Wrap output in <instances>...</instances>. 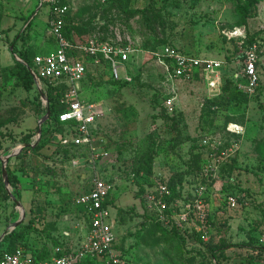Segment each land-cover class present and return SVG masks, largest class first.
Masks as SVG:
<instances>
[{
  "label": "rangeland",
  "instance_id": "rangeland-1",
  "mask_svg": "<svg viewBox=\"0 0 264 264\" xmlns=\"http://www.w3.org/2000/svg\"><path fill=\"white\" fill-rule=\"evenodd\" d=\"M67 2L76 40L133 46L127 73L119 68L129 79L97 69L80 83L81 100L97 104L93 150L54 136L35 153L43 115L21 85L14 46L34 11L26 49L37 53L38 41L53 38L50 7L0 0V256L17 244L49 257L78 249L84 220L74 198L104 177L114 185V231L129 264H264V0ZM248 36L259 52L252 96L239 87L209 96L200 74L177 77L156 54L171 41L221 61L223 76L242 75ZM20 228L25 235L12 241Z\"/></svg>",
  "mask_w": 264,
  "mask_h": 264
},
{
  "label": "built area",
  "instance_id": "built-area-1",
  "mask_svg": "<svg viewBox=\"0 0 264 264\" xmlns=\"http://www.w3.org/2000/svg\"><path fill=\"white\" fill-rule=\"evenodd\" d=\"M41 3H47L50 7L52 16L49 19V31L55 37L57 47L46 54H36L34 66L31 68L40 78L41 89L43 79L67 87L62 99L67 108L59 113V120L65 123L61 132L62 142L93 150L97 138L95 134H98L93 131V128L98 127L97 104L85 103L81 100L80 83L89 73V63L106 64L115 80L129 79L121 75L119 68H123L130 61L135 49L130 44L97 39L74 44L63 34L65 16L70 11L69 3L62 0H41ZM156 54L166 62L167 68L175 76L189 80L200 74L207 80L210 91L213 90L212 93H215L212 96L221 93L223 85L221 61L199 57L194 52L171 44L165 45ZM243 57L242 75L246 77V81H240L238 87L247 94H253L260 85L258 44L253 43L246 47ZM165 58L170 61L167 62ZM235 76L239 77V74ZM36 87L39 91L37 84ZM41 101L43 107L48 108L49 101L43 98ZM71 122L74 123L70 125ZM160 188L161 192L167 190V187L163 185ZM113 190V183L106 178L93 177L88 189L74 198L73 203L80 207L89 229L86 239L78 249L68 254L54 256L49 260L36 261L29 250L18 247L14 251L5 253L0 264H80L81 261L88 259L98 260L100 264H129L128 255L114 247L117 214H113L112 209L115 205L109 200ZM231 200L235 203V197H231Z\"/></svg>",
  "mask_w": 264,
  "mask_h": 264
},
{
  "label": "trees",
  "instance_id": "trees-1",
  "mask_svg": "<svg viewBox=\"0 0 264 264\" xmlns=\"http://www.w3.org/2000/svg\"><path fill=\"white\" fill-rule=\"evenodd\" d=\"M62 1L65 3L67 2V0H62ZM51 16H52V14L50 13V17ZM70 23H71L70 17H68V15L65 16V23L63 26V34L74 44L81 42V41L76 40L73 37V35L71 33L72 29H71ZM32 24H33L32 20H30L28 22L26 28L20 33L21 34L20 40L22 41V45L20 47H17L15 45L14 46V52H17V54L20 56V59H21V60H16V66H17L19 73H20L21 85H23L24 88L27 89L28 91H31L34 93L33 101H35L37 104L36 110L38 112H40V114L44 115L47 111V107H43V105H42L41 96H40L38 89L36 88L35 79L31 73L30 69L27 66V64L31 67L34 66V57L37 53H31V51L26 49V47L24 46L25 45L24 41H26V37H27V35H29V30L32 27ZM246 36H247V34L244 35L243 37H246ZM246 41L250 42L249 45H251L253 43H257L255 40V37H253V36H248ZM12 44H14L13 41H12ZM167 44L176 45L175 43H173L171 41H164L156 49L157 52L161 51L164 48V46ZM17 49H18V51H17ZM186 51H189V50H186ZM189 52H192V51H189ZM243 59H244V57H243ZM165 60L167 62L170 61L168 58H165ZM87 77H90V74H88ZM112 80L119 82L121 80L123 81L124 79L115 80L112 78ZM239 81L245 82L246 77H244L241 74H239L238 78L234 74L224 75L223 76V85H222L221 91L228 90L229 88H232V89L238 88ZM42 84H43V88H42L43 92L45 93V95L47 96L48 101H49L48 108L50 110V117L42 125L41 138L38 141L37 145L33 148V151L37 154H39L40 151L45 146H47L49 144V142L52 141L54 136H59L58 137V143H60L61 146L66 147V145L62 142L63 136L61 134L62 130L64 129L65 123H63L59 120V113L67 108V105L62 102L64 94L67 90V87L63 84H55L53 81H49L46 79L42 80ZM247 95L252 96L254 94H247ZM207 100L210 103L214 102L212 97H208ZM73 123L71 122L70 125H72ZM37 128H38V126L36 127L35 131H37ZM98 130H99V126L97 128H93L94 132H98ZM35 131H33V132L31 131V132L26 133L24 136L25 140H30L34 136ZM197 156L199 157V155H197ZM197 162L198 161L196 160V163ZM7 170H8L9 182H10L11 186L14 188L16 197L18 198V200H20L22 197H21V191H20V187H19L20 183H19L18 175L13 170H11L10 168H8ZM106 179L109 180L110 182H112L111 179H109V178H106ZM114 197L115 196L112 193L110 195V199H109L110 203H112L113 205L115 204L114 203ZM25 233H26L25 228L15 229L9 234V237L12 241L18 242V240H20L25 235ZM18 247H24L25 249L31 251L33 258L36 261H44V260H49L50 258H52V257L46 256L44 254L38 255V254L34 253V251L32 249H30L29 247H25L21 244L15 245L11 249H8L7 252L14 251ZM114 247L116 249L120 250L123 254L128 255L127 249H125V247L123 245H119L117 242V239L115 240ZM73 251L65 250L63 253L58 254V256L63 255V254H68V253H71ZM7 252H5V253H7ZM4 254L2 256H0V260L2 259ZM83 264H92V260H89V259L85 260V262H83Z\"/></svg>",
  "mask_w": 264,
  "mask_h": 264
},
{
  "label": "crops",
  "instance_id": "crops-1",
  "mask_svg": "<svg viewBox=\"0 0 264 264\" xmlns=\"http://www.w3.org/2000/svg\"><path fill=\"white\" fill-rule=\"evenodd\" d=\"M37 2H38V7H37V9L39 10L40 9V7H42V3H40V0H37ZM70 9H71V7H70ZM33 14H35V11L33 12ZM32 14V15H33ZM31 15V16H32ZM31 16L30 17H28L27 18V22H26V24L24 25V27L25 26H27V24H28V22L31 20ZM49 19H50V12H49V18H48V22H47V25H48V27H49ZM26 28V27H25ZM24 28V29H25ZM52 35V34H51ZM52 37L53 38H50V41L49 42H47V41H38L37 42V54H46V53H48V52H50V51H52V50H55L56 49V47H57V42H56V39H55V37L52 35ZM48 45H50V49L49 50H45V51H47V52H43V51H41V49H43V47L45 48V47H47ZM52 47V48H51ZM91 66H92V69H89V73L88 74H95L96 75V73H98L97 71V69H99L100 70V72H102V73H104V71L106 70V71H108L109 70V68H108V66L106 65V64H102V65H94V64H92V63H89ZM125 67V73H127V70H126V65L124 66ZM104 70V71H103ZM108 73H110V77H111V72H110V70H109V72ZM91 74H90V78L92 77L91 76ZM222 75H223V73H222ZM89 78V77H88ZM107 78H109V77H107ZM82 83H83V81H82ZM37 88V87H36ZM208 91H209V96H212V95H214L215 93H212L213 92V90L212 91H210V89H208ZM44 116V115H43ZM42 116V117H43ZM97 125H98V123H97ZM81 215H82V213H81ZM82 218H83V220H84V227H83V230H82V233H83V236H84V238H83V240H82V242L86 239V237H87V235H88V223H87V221H86V219L84 218V216L82 215ZM31 252V251H30ZM83 262H85V260L84 261H81L80 262V264H83ZM92 264H100V261H98V260H93L92 261Z\"/></svg>",
  "mask_w": 264,
  "mask_h": 264
},
{
  "label": "water",
  "instance_id": "water-1",
  "mask_svg": "<svg viewBox=\"0 0 264 264\" xmlns=\"http://www.w3.org/2000/svg\"><path fill=\"white\" fill-rule=\"evenodd\" d=\"M21 60V59H20ZM27 66H28V68L30 69V71H31V73H32V75H33V77H34V79H35V81H36V84H37V86H38V88H39V93H40V96H41V98H43V99H45L47 102H48V98H47V96L44 94V92H43V90L41 89V85H40V83H41V81H40V78L37 76V74L33 71V69L31 68V66H29L28 64H27ZM50 117V110H49V108H47V111H46V113H45V115L42 117V119H41V122L39 123V128H38V132H37V135H38V141L40 140V138H41V133H42V122H45L48 118ZM4 172H6V167L4 166Z\"/></svg>",
  "mask_w": 264,
  "mask_h": 264
}]
</instances>
